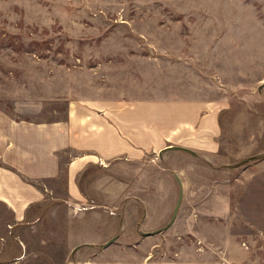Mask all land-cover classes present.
I'll use <instances>...</instances> for the list:
<instances>
[{
  "label": "rangeland",
  "instance_id": "obj_1",
  "mask_svg": "<svg viewBox=\"0 0 264 264\" xmlns=\"http://www.w3.org/2000/svg\"><path fill=\"white\" fill-rule=\"evenodd\" d=\"M93 97L223 101L219 146L87 168L96 214L46 205L20 264H264V0H0V107Z\"/></svg>",
  "mask_w": 264,
  "mask_h": 264
},
{
  "label": "crops",
  "instance_id": "obj_2",
  "mask_svg": "<svg viewBox=\"0 0 264 264\" xmlns=\"http://www.w3.org/2000/svg\"><path fill=\"white\" fill-rule=\"evenodd\" d=\"M13 107L14 112L0 107V264L25 258L20 231L46 205L62 202L71 229L90 217L86 212L93 206L68 211V203L85 199L79 177L87 168L142 162L171 152L164 151L168 145L193 152L175 151L182 156L208 159L219 146L227 105L199 98H77L57 118L41 117L42 105Z\"/></svg>",
  "mask_w": 264,
  "mask_h": 264
},
{
  "label": "water",
  "instance_id": "obj_3",
  "mask_svg": "<svg viewBox=\"0 0 264 264\" xmlns=\"http://www.w3.org/2000/svg\"><path fill=\"white\" fill-rule=\"evenodd\" d=\"M262 87H263V85H261V86L259 87V89H261ZM166 150H182V151H186V152H191V153H193L190 149L183 148V147H181V146H177V145H168V146L164 149V151H166ZM159 155H161V152H160ZM174 176H175V178L177 179L178 184H179V192H178V198H177L176 204H175V206H174V208H173L172 216H171L169 222H168L164 227L159 228V229L154 230V231H151V232H144L143 235H153V234L159 233V232L165 230L166 228H168V227L171 225V223L174 221V218H175L176 215H177L178 209H179L180 204H181L182 196H183V184H182V181L180 180V178L178 177L177 174H174ZM110 241H111V240H110ZM110 241H109V242H110ZM109 242H107V243H109ZM75 249H76V248H75Z\"/></svg>",
  "mask_w": 264,
  "mask_h": 264
}]
</instances>
